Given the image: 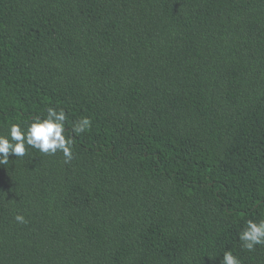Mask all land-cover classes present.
<instances>
[{
    "label": "trees",
    "instance_id": "1",
    "mask_svg": "<svg viewBox=\"0 0 264 264\" xmlns=\"http://www.w3.org/2000/svg\"><path fill=\"white\" fill-rule=\"evenodd\" d=\"M50 106L74 158L0 166V264H264V0H0V134Z\"/></svg>",
    "mask_w": 264,
    "mask_h": 264
},
{
    "label": "clouds",
    "instance_id": "2",
    "mask_svg": "<svg viewBox=\"0 0 264 264\" xmlns=\"http://www.w3.org/2000/svg\"><path fill=\"white\" fill-rule=\"evenodd\" d=\"M67 113L63 108L57 111L54 107L47 109L46 117L36 116L26 126L21 123H11L7 134H0V166L9 164L10 156L22 158L29 149H35L47 156H55L61 152L65 162H70L73 157V136L65 135V122ZM92 121L89 117H82L70 128L76 134L89 131ZM18 223H25L23 215H16ZM240 246L243 250L254 252L257 246H264V219L246 221L244 228L238 235ZM221 264H242L240 257L231 250L224 252Z\"/></svg>",
    "mask_w": 264,
    "mask_h": 264
}]
</instances>
